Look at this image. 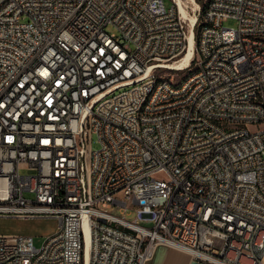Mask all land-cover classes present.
<instances>
[{
	"label": "built area",
	"instance_id": "1",
	"mask_svg": "<svg viewBox=\"0 0 264 264\" xmlns=\"http://www.w3.org/2000/svg\"><path fill=\"white\" fill-rule=\"evenodd\" d=\"M170 2L0 0V217L59 224L0 264L263 263L264 0Z\"/></svg>",
	"mask_w": 264,
	"mask_h": 264
},
{
	"label": "rangeland",
	"instance_id": "2",
	"mask_svg": "<svg viewBox=\"0 0 264 264\" xmlns=\"http://www.w3.org/2000/svg\"><path fill=\"white\" fill-rule=\"evenodd\" d=\"M196 2V0H194ZM208 0H202V5H199L200 8V15H202V7L206 4ZM186 8V11L189 15L195 16L197 15V8H194L192 4L189 3L188 0H183ZM197 3V2H196ZM165 6L171 7L172 3L170 0H164ZM194 8V9H193ZM194 14V15H193ZM181 15V14H180ZM183 20L185 21L187 27H189V21H186L183 15H181ZM201 18H199L195 30H197V40H198V34H199V21ZM224 28H236L237 23L235 20L227 19L223 22ZM105 32L109 35L114 34L115 36H119L118 32L112 27V26H106ZM187 73V71L184 72H172L171 76L173 77L172 80L174 83H178L182 80L184 75ZM264 128V125L261 126ZM251 131L256 130V127H251ZM91 147L93 149H97L98 145L96 143V138L93 137L91 141ZM117 199L123 200V196L121 193L116 195ZM105 212L112 214L114 216H121L120 212L118 211L117 207H112L111 209L104 210ZM134 213H131L130 215L126 216L127 221H133L134 220ZM58 220L54 218H15V217H0V237H29L32 238L33 244L36 248L40 247L44 240L51 235H53L58 228ZM219 245V243H216Z\"/></svg>",
	"mask_w": 264,
	"mask_h": 264
},
{
	"label": "crops",
	"instance_id": "3",
	"mask_svg": "<svg viewBox=\"0 0 264 264\" xmlns=\"http://www.w3.org/2000/svg\"><path fill=\"white\" fill-rule=\"evenodd\" d=\"M145 264H205L195 260L189 253L169 247L158 245L153 256ZM264 264V260L263 263Z\"/></svg>",
	"mask_w": 264,
	"mask_h": 264
},
{
	"label": "bare ground",
	"instance_id": "4",
	"mask_svg": "<svg viewBox=\"0 0 264 264\" xmlns=\"http://www.w3.org/2000/svg\"><path fill=\"white\" fill-rule=\"evenodd\" d=\"M190 4L194 6V8H197V3L194 0H188ZM174 2L177 5L179 14L183 15L186 21H189V28L194 24L195 18L191 15H189L186 11V6L183 2V0H174ZM193 8V9H194ZM194 56V42L192 41L191 34L189 36V46L187 51L183 54L182 60L178 62V64H174L173 66H180L181 64L184 65L188 60H190ZM172 69V68H171ZM181 69V68H178ZM88 258H89V240L88 237L86 238V255H85V264H88Z\"/></svg>",
	"mask_w": 264,
	"mask_h": 264
},
{
	"label": "trees",
	"instance_id": "5",
	"mask_svg": "<svg viewBox=\"0 0 264 264\" xmlns=\"http://www.w3.org/2000/svg\"><path fill=\"white\" fill-rule=\"evenodd\" d=\"M197 4L198 5H202V0H196ZM205 10V5L202 7V13L204 12ZM198 43V40H197V30H195V44Z\"/></svg>",
	"mask_w": 264,
	"mask_h": 264
}]
</instances>
